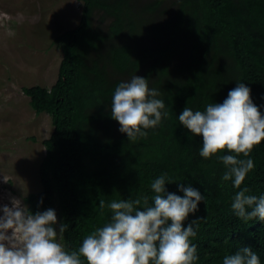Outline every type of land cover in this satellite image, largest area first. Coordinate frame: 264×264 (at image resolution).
<instances>
[{"label":"trees","instance_id":"1","mask_svg":"<svg viewBox=\"0 0 264 264\" xmlns=\"http://www.w3.org/2000/svg\"><path fill=\"white\" fill-rule=\"evenodd\" d=\"M77 1L78 23L53 39L61 51L55 81L23 87L31 108L53 125L43 139L41 187L24 196L28 211L55 210L57 231L68 225L58 242L78 251L88 234L110 222V202L140 199L142 209L147 197L151 206V183L164 175L166 192L182 196L183 184L204 196L183 222L200 218L190 238L194 264H223L245 246L264 264V222L242 220L231 208L240 189L264 196V140L249 157H237L251 158L254 169L236 189L222 179L227 169L220 160L235 153L201 157L202 137L178 119L185 107L204 111L223 103L240 82L264 115V0ZM135 75L160 93L168 116L133 141L111 118V103L118 84Z\"/></svg>","mask_w":264,"mask_h":264},{"label":"clouds","instance_id":"2","mask_svg":"<svg viewBox=\"0 0 264 264\" xmlns=\"http://www.w3.org/2000/svg\"><path fill=\"white\" fill-rule=\"evenodd\" d=\"M250 93L251 89L240 82L223 103H210L204 111L185 107L178 116L189 133L202 137L201 157L208 159L225 149L235 153L220 156V160L227 169L222 179H232L236 189L254 169L251 158L237 157H249L254 146L264 140V115ZM159 95L156 89H149L146 78L137 75L115 88L111 118L128 140L146 136L145 130L155 128L168 116L163 111L164 101L156 98ZM165 184L164 175L151 183L153 204L147 206L148 198L144 197L142 209L137 207L140 199L110 202V222L88 234L78 251L71 252L57 240L68 225L61 223L57 231L55 210L32 214L20 200L12 199L11 207H0V264H82L81 257L86 264H194L198 260L197 246L190 238L196 236L193 226L200 218L187 227L183 222L198 210L204 196L183 184H178L182 196L168 193ZM248 191L243 188L235 193L232 210L242 220L264 222V196L247 195ZM100 206L104 207L103 201ZM223 264H260V260L250 246H245L225 256Z\"/></svg>","mask_w":264,"mask_h":264},{"label":"rangeland","instance_id":"3","mask_svg":"<svg viewBox=\"0 0 264 264\" xmlns=\"http://www.w3.org/2000/svg\"><path fill=\"white\" fill-rule=\"evenodd\" d=\"M80 14L77 0H0V207L12 199L26 207L24 196L41 187L43 139L53 125L31 108L23 87L55 81L61 51L53 39Z\"/></svg>","mask_w":264,"mask_h":264}]
</instances>
